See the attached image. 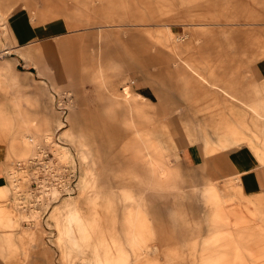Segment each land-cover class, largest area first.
<instances>
[{"label":"rangeland","instance_id":"1","mask_svg":"<svg viewBox=\"0 0 264 264\" xmlns=\"http://www.w3.org/2000/svg\"><path fill=\"white\" fill-rule=\"evenodd\" d=\"M42 5L0 0V62L23 71L15 75L20 86L0 82V264H264V186L254 187L251 172H264V0H56L46 10L62 8L63 13L34 24L31 14ZM18 12L36 26L61 25L48 29L49 37L40 42L69 38L62 51L69 69L65 77L57 76L46 59L37 66L46 73L41 77L32 63L25 67L21 58L12 59L15 53L1 52L16 40L7 32V20ZM143 16L156 23L148 28L156 40L163 43L167 29L185 42L188 75L227 78L220 83L222 92L229 84L251 101L249 107L259 110L254 126L251 117L233 118L223 107L205 125L206 108L190 112L197 96L187 98L175 73L166 72L168 50L143 28L130 26ZM190 22L203 24L184 35ZM67 23L74 24L72 32ZM151 41L165 51L154 62L155 49L146 48ZM99 61L116 92L111 103L93 79L92 65ZM218 85L205 84L207 103L233 104L222 93L220 103L212 93ZM136 94L151 103L161 98L151 108L156 125H144L140 132L127 112ZM236 107L247 109L242 103ZM209 119L220 121L213 125ZM40 122L45 130L34 131ZM214 126L234 148L213 137ZM203 127L209 156L202 149ZM23 131L30 140L21 145ZM45 134L58 135L56 153L68 148L62 163L77 165L78 181L74 194L51 203L42 216L17 209L10 175L17 160L35 152L22 158L32 140ZM144 145L162 151L168 161L160 187L130 178ZM130 191L142 193L140 207L121 194ZM92 201L108 209L99 227L70 222L71 216L82 217Z\"/></svg>","mask_w":264,"mask_h":264},{"label":"crops","instance_id":"2","mask_svg":"<svg viewBox=\"0 0 264 264\" xmlns=\"http://www.w3.org/2000/svg\"><path fill=\"white\" fill-rule=\"evenodd\" d=\"M41 1L42 9L35 11L36 9L33 10V13L31 14V19L34 24L42 23L46 20L56 18L59 16L61 13H63L62 8L57 9V10H46L49 6V2H54L56 0H39ZM169 4H171L169 2ZM38 15H42L43 19H40ZM38 17V18H37ZM66 19H68L66 17ZM153 22H156L155 18H152ZM30 20L26 19L25 13L23 12H18L11 18H9L8 21V26L10 28L8 34L13 32L14 37L16 40L13 42L12 46L7 48L6 46H3L1 48V52L8 53L9 51L12 53H15L18 55V57L13 56L12 59L14 58L15 60H19L21 58L23 65L25 67H29V65L32 63L33 67L36 68L37 74L41 77L46 76V73L37 68L39 63H42L43 60H47L46 63H48L52 68L55 69V72L57 76L60 78L65 77L67 73L69 72V69L64 67V55H63V50L67 49L69 47V44L71 41L67 37H63L59 40V37H54L51 38V40H45V42L41 43V40H44L45 38H48L49 36H46L48 33V29H55L61 27L60 24L53 23V24H48L41 26L39 25H33ZM70 20V19H68ZM152 21V20H151ZM156 25V23H150V20H148L145 16L141 17L140 21H136L135 23H131L130 26H133L135 29L138 28H143V31L148 33L152 39H155V36L153 35V32L148 31V28H150L151 25ZM203 24L202 22H190L188 24L184 25V35H191L192 30L194 28H200V25ZM67 29H69V32H72L71 28L74 27V24L67 23ZM103 26H97V29H102ZM47 30V31H46ZM46 31V32H45ZM56 32V31H55ZM164 35V42L162 43L159 38L158 40L160 41L161 44H163V47L166 48L169 52L170 55L167 53L165 54V51H162L159 47H155V44L153 41L147 44L146 48L148 50L155 49V55H151V60L154 62L156 55H158L159 52H163L165 54V57L167 61L165 62L166 64V72L170 73H175V76L181 81L182 85L184 86V91H185V96L191 95V96H197V101L193 102L191 106H189V111L192 112L195 109H207V112L204 114H208L203 117L204 119V125L208 123L207 117L210 115L215 116L216 114L219 113L217 111L218 109H223L225 108L229 113L233 115V118H236V115H241L242 118H246L249 120V117L252 119V124L253 119H254V113L256 110L253 108H250L251 106V101L247 102L244 98L243 94H236L235 90L230 87L229 84H226L223 86L224 92L221 91V85L220 83H224V79L218 78V76H207L205 79H208L205 81L204 77L196 76V75H188L189 74V63H187V58H188V47L185 44L184 41H182L179 37H177L173 32L165 29L163 30ZM52 37V36H50ZM75 38V37H73ZM156 40V39H155ZM156 40V41H158ZM181 40V41H180ZM39 42V43H38ZM186 52V55H182L183 53ZM28 55L25 58V55ZM31 59L33 61H31ZM157 59V58H156ZM157 61V60H156ZM13 64H7L6 62H0V82L4 83L10 87L14 86H20L19 81L16 78V74L18 72H23L20 71L19 69H16L14 66L12 67ZM101 62L99 61L97 65L93 66L94 67V77L97 82H99L100 87L102 88L103 91V96L107 98L109 103H111L115 98L113 96L115 95V90L113 87V84L108 82L106 80V76L103 72V66H101ZM33 71H27V74H32ZM72 72V70H71ZM42 81V80H40ZM43 82V81H42ZM208 82H214L218 83V89L214 90L212 93L215 94L220 100H222V95H225L227 99L233 104L230 105H210V102L207 100L211 99L209 95L210 91H208L209 88H206L205 84H208ZM165 84V83H164ZM167 84V83H166ZM165 84V85H166ZM167 87V85H166ZM232 88V89H231ZM124 90L127 91V88ZM105 92V93H104ZM208 96V97H207ZM171 99H174V97H170ZM214 98L215 101H218V99ZM160 99L158 98L157 102L151 103L149 99L145 96H141L140 94H136L135 98L131 99L128 103L127 106V112L131 115V120L132 123L134 124V130L136 132H140V128L144 127V125H156L155 118L156 115L151 112L152 104L158 105L160 103ZM200 100H203V102H199ZM242 103L245 108H237V104ZM178 107L177 105L173 107L172 110H176ZM259 112V110H257ZM256 111V112H257ZM235 120V119H234ZM194 121H199L198 118L193 117V122ZM220 119H209V122L213 125H215V122H219ZM214 122V123H213ZM199 125V126H198ZM63 126V125H62ZM149 126V127H152ZM198 128L201 127L202 125L197 124L196 125ZM216 130V135L213 137L221 142H224L227 147L234 148V143L230 142L229 139L224 138V136L221 134V130L219 127L214 126L213 127ZM34 131H43L45 130V125L44 123L40 122L33 127ZM44 135H40L37 138H40ZM46 136V134H45ZM209 135L207 134L206 128L203 127V134L201 135L202 138V149L205 145H207ZM36 139V138H35ZM33 139L32 141H34ZM27 140H30V136L28 131H23L20 134V144H25ZM196 141V138L191 139L189 143ZM228 142V143H227ZM230 142V143H229ZM32 143V142H31ZM227 143V144H226ZM27 144V143H26ZM20 145V147H21ZM158 147H161V141L159 139L157 143ZM10 152V151H9ZM203 152L205 155L209 156V153H207L204 149ZM166 156L163 154L162 151L158 154L156 151L149 150L147 145H144L143 151H139L138 155L135 156L134 165L132 166L133 168H139L140 172H136L132 168V173L134 175L130 177L131 179L138 180L142 179V182H146L147 184L151 186H162V183L166 179L164 178L163 175L165 176V173L167 171V166L168 161L165 158ZM264 164V163H263ZM137 170V169H136ZM252 174L254 175V181H255V186L258 190L259 188L263 185L264 186V172L259 170V171H251ZM141 174V175H140ZM146 178V179H145ZM145 179V180H144ZM130 184V181L127 183ZM213 184V183H211ZM209 184V185H211ZM135 185V184H134ZM251 186V188H254ZM125 196L126 201H131L134 204H138V207L141 206L140 198L142 193H132L130 192H122ZM91 206L86 208L85 213L82 215V217H77V216H71L70 222H76L77 220L81 222L82 225L89 227V228H95L99 227V224H101L105 218H106V211L108 212V209L105 205H98L96 206L95 202L92 201L90 203ZM142 209V207H141ZM111 210H115L113 207Z\"/></svg>","mask_w":264,"mask_h":264},{"label":"built area","instance_id":"3","mask_svg":"<svg viewBox=\"0 0 264 264\" xmlns=\"http://www.w3.org/2000/svg\"><path fill=\"white\" fill-rule=\"evenodd\" d=\"M64 112L63 108L61 115ZM50 136L52 143L43 140L32 156L16 161L10 175L11 198L24 213L35 210L45 216L51 203L77 191V165L56 158L53 143L59 144L60 140L58 135Z\"/></svg>","mask_w":264,"mask_h":264},{"label":"bare ground","instance_id":"4","mask_svg":"<svg viewBox=\"0 0 264 264\" xmlns=\"http://www.w3.org/2000/svg\"><path fill=\"white\" fill-rule=\"evenodd\" d=\"M42 137L37 138L34 141H32V143L30 144V146L28 148L29 149L28 152L24 156H22V158H24V157L26 158L27 155L32 154L35 150L34 148H37L43 140H44V142H48V141H50L51 143L53 142V139H52L53 137L50 136V134H48L47 136H44L43 138ZM53 144H57V143H53ZM61 148L62 149H61L60 153H58V152L57 153L55 152V153L57 154V158L62 162L65 160L69 150L66 146H61Z\"/></svg>","mask_w":264,"mask_h":264}]
</instances>
